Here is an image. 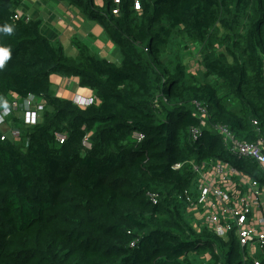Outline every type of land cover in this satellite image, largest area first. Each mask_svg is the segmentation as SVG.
Instances as JSON below:
<instances>
[{
	"label": "trees",
	"instance_id": "obj_1",
	"mask_svg": "<svg viewBox=\"0 0 264 264\" xmlns=\"http://www.w3.org/2000/svg\"><path fill=\"white\" fill-rule=\"evenodd\" d=\"M63 1L103 28L120 62L78 38L68 55L40 18L19 15L22 0H0V28L13 27L0 32V106L44 102L35 124L16 108L0 126V264H253L234 228L219 236L187 211L185 192L196 196L191 162L211 158L262 189L257 162L231 160L217 127L264 147V0ZM181 41L198 46L196 73ZM52 74L78 78L94 102L55 95ZM9 128L18 140L1 139Z\"/></svg>",
	"mask_w": 264,
	"mask_h": 264
},
{
	"label": "built area",
	"instance_id": "obj_2",
	"mask_svg": "<svg viewBox=\"0 0 264 264\" xmlns=\"http://www.w3.org/2000/svg\"><path fill=\"white\" fill-rule=\"evenodd\" d=\"M13 97L14 99L6 106H0V126L6 123L7 117L16 108L22 111L23 122L26 125L35 124L44 108L41 97L34 94H28L20 100L14 95ZM71 99L74 104L85 107L94 102L95 95L75 94ZM217 128L231 153L252 158L264 167V147L261 140H238L226 127ZM191 131L196 138L199 129L194 128ZM8 133L15 140L20 138L18 129L9 128L7 133H1V139ZM134 137L140 140L143 134L136 132ZM57 138L63 141L64 136L58 133ZM84 144L89 146L86 140ZM191 166L196 173V196L192 197L190 193L185 192L187 211L193 212L205 226L219 236L234 228L238 241L244 247L243 260L247 261L250 258L253 264H259L257 253L264 246V202L261 199L262 189L259 183L245 172L236 169L230 162L219 158L191 162Z\"/></svg>",
	"mask_w": 264,
	"mask_h": 264
},
{
	"label": "crops",
	"instance_id": "obj_3",
	"mask_svg": "<svg viewBox=\"0 0 264 264\" xmlns=\"http://www.w3.org/2000/svg\"><path fill=\"white\" fill-rule=\"evenodd\" d=\"M48 1L22 0L18 13L25 19L40 18L42 20V33L52 40H59L63 44L62 39L68 34V37L71 38L69 39V51L73 54L70 53L72 56L76 54V48L72 40L82 35V40L89 46L92 53L97 56L102 55L100 57L105 58L106 55L110 56L112 54L116 58V54L118 53L116 47L97 22L87 19L79 11L69 6L66 1L53 0L54 7H51ZM109 60L119 63L120 56L118 55L116 59ZM50 81L51 91L63 98L71 99L75 94L82 96L93 95L91 89L81 87L78 84V78L76 77H62L52 74Z\"/></svg>",
	"mask_w": 264,
	"mask_h": 264
},
{
	"label": "rangeland",
	"instance_id": "obj_4",
	"mask_svg": "<svg viewBox=\"0 0 264 264\" xmlns=\"http://www.w3.org/2000/svg\"><path fill=\"white\" fill-rule=\"evenodd\" d=\"M53 0H49L48 1V4L51 6V7H54L55 4L52 2ZM82 36V35H81ZM81 36H77L79 40L83 41ZM91 36V35H90ZM71 37V36H70ZM92 37V36H91ZM69 38L68 37V34L63 37L62 39V42L65 47V52L68 54V55H71L72 53L69 51L70 49V44H69ZM182 40V39H181ZM84 42V41H83ZM85 43V42H84ZM180 46H181V49L183 51V60L186 64V67L188 68V70H190L191 72H194L196 73L197 70L199 69V64H198V61H197V57H196V54H197V51H198V46L196 45H193V44H190L188 45L186 48L184 47V43H182V41L180 42ZM71 53V54H70ZM73 55V54H72ZM71 55V56H72ZM100 55V54H99ZM118 53L116 54V58L118 57ZM102 56V55H100ZM106 58L108 59H116L114 56H112V54H110V56L106 55ZM236 158H239L238 155L234 154V155H231L230 159L233 160V159H236ZM250 169L252 170V172H254L257 176L259 177H262L264 178V167L263 165L259 164V163H251L250 165ZM248 176H250L248 173H246ZM261 199L262 201L264 202V184L262 186V194H261ZM263 209H264V205H263Z\"/></svg>",
	"mask_w": 264,
	"mask_h": 264
},
{
	"label": "clouds",
	"instance_id": "obj_5",
	"mask_svg": "<svg viewBox=\"0 0 264 264\" xmlns=\"http://www.w3.org/2000/svg\"><path fill=\"white\" fill-rule=\"evenodd\" d=\"M0 32L11 34L13 32V27L10 25H5L0 28ZM9 57V50L7 48H0V67H3V62Z\"/></svg>",
	"mask_w": 264,
	"mask_h": 264
}]
</instances>
